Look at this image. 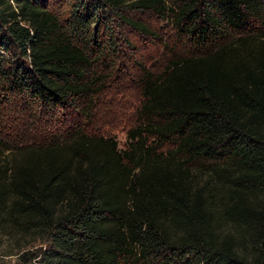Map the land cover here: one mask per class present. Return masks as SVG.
<instances>
[{
    "label": "trees",
    "instance_id": "trees-1",
    "mask_svg": "<svg viewBox=\"0 0 264 264\" xmlns=\"http://www.w3.org/2000/svg\"><path fill=\"white\" fill-rule=\"evenodd\" d=\"M171 2L78 0L63 20L0 0V80L45 109L104 88L103 11L145 36L126 8L172 16L193 50L144 70L125 148L75 131L0 159V239L24 264H264V0Z\"/></svg>",
    "mask_w": 264,
    "mask_h": 264
},
{
    "label": "rangeland",
    "instance_id": "rangeland-1",
    "mask_svg": "<svg viewBox=\"0 0 264 264\" xmlns=\"http://www.w3.org/2000/svg\"><path fill=\"white\" fill-rule=\"evenodd\" d=\"M41 1L63 20L70 17L78 2ZM82 1L92 5L97 0ZM171 1L174 0H168L169 7L173 6ZM103 13L99 28L102 42L114 43L115 53L108 50V56L95 64L104 88L95 93L91 101L80 103L73 109H45L7 91L8 84L0 80V159L12 156L8 152L11 147L26 148L63 139L75 131L113 137L120 149L125 148L127 133L136 124V110L142 100L139 81L144 70L159 74L174 57H190L193 53L189 42L179 36L172 16L126 8L125 16L143 23L154 34L145 36L123 24L109 10ZM96 57H93L95 61ZM19 61L26 66L22 58L14 59L10 54H6L3 60L6 69ZM37 250L39 246L31 251L35 253ZM16 253L17 248L12 242L0 239V264H24L18 258L22 253L18 256L14 255ZM31 259L28 257V264H36V260Z\"/></svg>",
    "mask_w": 264,
    "mask_h": 264
}]
</instances>
